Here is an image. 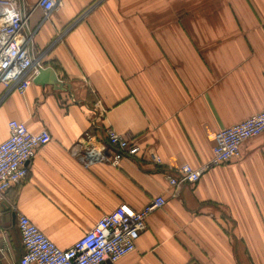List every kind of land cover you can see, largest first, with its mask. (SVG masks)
I'll return each mask as SVG.
<instances>
[{
	"label": "crops",
	"instance_id": "crops-1",
	"mask_svg": "<svg viewBox=\"0 0 264 264\" xmlns=\"http://www.w3.org/2000/svg\"><path fill=\"white\" fill-rule=\"evenodd\" d=\"M37 1L22 0L28 11ZM31 28L65 88L0 85V144L12 120L52 136L0 205V264H21V215L67 250L104 215L157 196L166 206L119 264H264V134L177 196L164 173L201 167L216 132L264 110V0H64ZM92 124L100 142L111 128L136 143L139 158L82 164Z\"/></svg>",
	"mask_w": 264,
	"mask_h": 264
},
{
	"label": "built area",
	"instance_id": "built-area-1",
	"mask_svg": "<svg viewBox=\"0 0 264 264\" xmlns=\"http://www.w3.org/2000/svg\"><path fill=\"white\" fill-rule=\"evenodd\" d=\"M64 0H38L28 11L22 0H0V85L7 93L25 95L41 69H45L42 57L36 55L34 41L36 31L31 19L37 10L43 13V22L63 7ZM91 128L82 140L78 160L90 166L96 163L120 167L127 159H137L141 149L117 131L108 128L106 142H100ZM9 134L0 144V205L12 187L25 182L30 163L39 149L52 142L46 129L31 132L24 122L12 120ZM264 134V110L248 119L224 128L214 135L212 158L199 168L183 164L174 170H165L173 196L182 186H193L202 176L219 166L241 157L242 145ZM156 163L162 165L160 159ZM164 196H157L140 210L121 205L114 212L104 215L96 225L70 249L63 250L52 242L29 218L19 216L18 229L24 248L21 264H119L132 254L143 233L148 219L167 204Z\"/></svg>",
	"mask_w": 264,
	"mask_h": 264
},
{
	"label": "water",
	"instance_id": "water-1",
	"mask_svg": "<svg viewBox=\"0 0 264 264\" xmlns=\"http://www.w3.org/2000/svg\"><path fill=\"white\" fill-rule=\"evenodd\" d=\"M34 83L39 85H52L61 89L65 88V84L59 81L53 68L41 69L37 77L34 79Z\"/></svg>",
	"mask_w": 264,
	"mask_h": 264
}]
</instances>
